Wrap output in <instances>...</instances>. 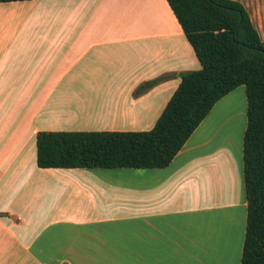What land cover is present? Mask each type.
Instances as JSON below:
<instances>
[{"label": "crops", "instance_id": "0c3cea01", "mask_svg": "<svg viewBox=\"0 0 264 264\" xmlns=\"http://www.w3.org/2000/svg\"><path fill=\"white\" fill-rule=\"evenodd\" d=\"M116 1L0 4V264H241L244 86L166 168L37 165L40 132L152 130L178 75L202 68L166 0H154L161 22L134 32L101 21L102 5Z\"/></svg>", "mask_w": 264, "mask_h": 264}, {"label": "trees", "instance_id": "16d2710c", "mask_svg": "<svg viewBox=\"0 0 264 264\" xmlns=\"http://www.w3.org/2000/svg\"><path fill=\"white\" fill-rule=\"evenodd\" d=\"M32 0H0L1 3ZM202 68L181 84L146 132H40L41 169H162L170 165L214 106L246 88L244 182L248 203L241 264H264V40L235 0H166ZM171 76L147 83L139 92Z\"/></svg>", "mask_w": 264, "mask_h": 264}, {"label": "rangeland", "instance_id": "374dc122", "mask_svg": "<svg viewBox=\"0 0 264 264\" xmlns=\"http://www.w3.org/2000/svg\"><path fill=\"white\" fill-rule=\"evenodd\" d=\"M235 1H239L244 4V6L250 12L254 24H264V0ZM154 3V0H152L151 4L147 3V1L144 2L143 0H119L114 2V4H110L112 6L111 7L107 4V2H105L102 6L107 10L103 8L99 12V17L101 21L104 22L103 24H110L112 27L116 26L119 28L127 25L129 30L132 26V30L134 32V30L140 29L143 25L155 24L157 21L161 22V12L159 13L157 11ZM227 236L230 237L229 234H227ZM241 247L240 240V242H236L233 249L234 260L240 258L239 251L242 249Z\"/></svg>", "mask_w": 264, "mask_h": 264}, {"label": "bare ground", "instance_id": "6f19581e", "mask_svg": "<svg viewBox=\"0 0 264 264\" xmlns=\"http://www.w3.org/2000/svg\"><path fill=\"white\" fill-rule=\"evenodd\" d=\"M140 1H142V0H140ZM143 1H144V2H145V1L150 2V0H143ZM238 105H239V104H237V106H238ZM241 106H242V105H241ZM231 107H232V105H231ZM232 108H233L234 110L237 108L238 110L236 109L235 111H233ZM232 108H231V109L228 108L226 112H227V113H229V112L231 113V110H232V112L237 113V111L240 110V108H239V107H236L235 104H234V107H232ZM225 109H226V108H225ZM225 109H224V111H225ZM241 111H244V110H241ZM226 112H225V113H221V112H220V114H222V115H220V114H219V115H220L221 117H222V116H225V115L227 114ZM240 113H241V112H240ZM233 115H235V114H233V113H232V115L230 114V116H233ZM230 116H229V117H230ZM236 116H238V115L236 114ZM241 116H242V114H241ZM229 117H227V115H226L225 119H227V118H229ZM218 118H219V117H218ZM218 118H217V119H218ZM222 118H223V117H222ZM222 118H220V119H222ZM220 119H218L217 124H218V123L222 124L221 122H223V121L225 120V119H223V120L221 121ZM220 121H221V122H220ZM220 124H219V125H220ZM219 125H218L217 127H219Z\"/></svg>", "mask_w": 264, "mask_h": 264}]
</instances>
